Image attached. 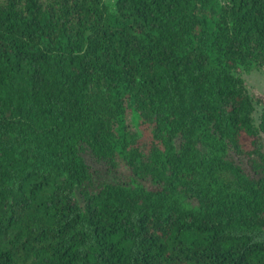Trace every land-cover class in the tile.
<instances>
[{
	"label": "trees",
	"instance_id": "1",
	"mask_svg": "<svg viewBox=\"0 0 264 264\" xmlns=\"http://www.w3.org/2000/svg\"><path fill=\"white\" fill-rule=\"evenodd\" d=\"M0 0V264H264V0Z\"/></svg>",
	"mask_w": 264,
	"mask_h": 264
},
{
	"label": "rangeland",
	"instance_id": "2",
	"mask_svg": "<svg viewBox=\"0 0 264 264\" xmlns=\"http://www.w3.org/2000/svg\"><path fill=\"white\" fill-rule=\"evenodd\" d=\"M110 2H112L110 0ZM242 76L245 79L247 89L249 91L259 92L261 96L264 97V66L257 65L248 71H243ZM263 105L259 102L254 104V119L258 120L261 111L263 110Z\"/></svg>",
	"mask_w": 264,
	"mask_h": 264
}]
</instances>
